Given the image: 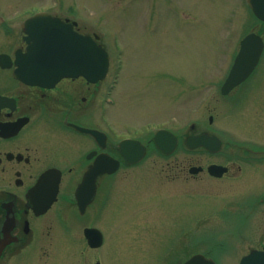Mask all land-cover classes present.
Segmentation results:
<instances>
[{
  "label": "flooded vegetation",
  "instance_id": "af4514ba",
  "mask_svg": "<svg viewBox=\"0 0 264 264\" xmlns=\"http://www.w3.org/2000/svg\"><path fill=\"white\" fill-rule=\"evenodd\" d=\"M212 1L192 3L195 26L199 15L200 22L208 19ZM228 2L235 6V0ZM244 4L245 0H237V6ZM175 5L180 6V0H175ZM48 6L47 11L65 22L72 21L73 11L80 10L63 1ZM4 16L0 10V55H8L10 60L6 62L11 65L3 67L0 61V264H87L86 250L91 248L85 228L96 227L102 232L105 223V228L112 229L120 213L127 223L130 221L128 229H156L160 210L165 206L164 198L197 194L196 188L183 193L178 189L181 181L188 183L197 177L188 172L189 166L196 162L192 159L196 160L195 157L184 163H171L169 169L174 172L168 186L161 184V177L159 183L153 179L164 171L162 167L157 169L153 165L154 168L147 169L143 162H123L115 110L108 116L106 109L117 104L116 78L114 82L106 78L96 82L82 77L64 78L52 86L27 84L17 79L13 75L14 60L18 50L24 51L23 34L20 23L6 29ZM255 19L260 27L264 26ZM81 23L78 17L74 27L79 32L84 31ZM212 69V73L187 80L182 78L180 69L158 68L153 72L157 77L151 79L154 83L150 86L160 95L164 91L174 94L176 103L181 102L182 94H189L184 101L193 103L195 113L190 116V131L184 136L207 133L228 139L230 131L240 130L242 135L252 136L256 133L255 126L260 124L256 121L264 119V55L254 71L227 93H222L221 87L229 69ZM167 75L168 79L162 78ZM242 115L244 120L238 118ZM178 119L174 118L170 130L180 139L181 115ZM78 126L93 130L85 131ZM135 128L132 135L123 138L138 139L146 147V156L154 154L155 147L147 131ZM233 141L237 142L231 146L240 151L238 169L241 170L255 149L248 141ZM161 155L159 152L154 156L162 158ZM118 160L120 165L115 171L97 175L94 186L86 183L78 201L76 191L86 173L109 167ZM211 162L217 161L213 158ZM137 168H142L140 173L125 174ZM129 178L141 183L127 185ZM149 180L152 184L147 183ZM101 245L92 249L97 250ZM95 256L91 260L94 264L100 261L98 253Z\"/></svg>",
  "mask_w": 264,
  "mask_h": 264
},
{
  "label": "rangeland",
  "instance_id": "374dc122",
  "mask_svg": "<svg viewBox=\"0 0 264 264\" xmlns=\"http://www.w3.org/2000/svg\"><path fill=\"white\" fill-rule=\"evenodd\" d=\"M58 1L70 2L80 8L86 23L95 28L85 25V30L98 33L102 44L111 53V66L116 54L120 56L117 104L106 108L108 116L115 110L119 134L130 129L129 125H140L150 119L165 121L170 116L179 120L181 115L182 124L187 125L190 116L195 113L192 110L193 103L184 101L189 94H182L181 102L178 100L176 103L174 94H165L166 91L164 95L156 93L150 86L154 83L151 79L157 77L153 72L158 68H177L182 78L192 80L193 76L212 73V68L226 67L235 50V41L253 22L247 7H238L237 0L234 9L229 8L228 0H213L208 19L203 18L200 22L199 15L197 26L194 24V13L191 16L189 10L192 3L199 4L200 0H180L181 5L178 7L175 0ZM49 3L51 0H0V10H4L8 19L14 18L17 12L19 17ZM222 34H228L235 43H223L221 49ZM238 118L244 120L243 115ZM256 122L260 124L255 126L256 133L252 136L242 135L240 130L230 131L231 137L264 145V119L261 117ZM176 155L179 156L177 161L173 160L174 156L158 158L151 154L143 161L144 167H162L164 171L161 174L151 176L158 183L161 177V184L168 186L171 172H174L169 169L171 163H182L192 157L196 158L192 159L197 164H205L210 160L209 156L202 153L179 150ZM227 160L222 156L214 158V161L226 162L231 166L233 174L229 176L213 180L206 172H202L188 183H179L178 189L182 193L196 188V195L168 197L164 194L167 197L164 198L165 206L163 204L161 208L160 205L158 228L128 229L130 221L127 223L120 213L114 228H105L104 223L103 245L97 250H87V264H92L95 253H98L101 264H176V259L190 244L197 252L213 258L217 264H238L239 257L251 247L264 246V202L257 201L259 194L264 192V163L258 167L251 166L248 168L251 173L247 174L237 170L240 163L238 159ZM137 169L125 174L140 173L142 168ZM125 183L135 186L141 182L129 178ZM147 183L152 184V181ZM252 199L249 209L245 211L248 212L249 221L243 222L246 218L238 217L240 206L249 205ZM156 202L160 204V201Z\"/></svg>",
  "mask_w": 264,
  "mask_h": 264
},
{
  "label": "water",
  "instance_id": "95a60500",
  "mask_svg": "<svg viewBox=\"0 0 264 264\" xmlns=\"http://www.w3.org/2000/svg\"><path fill=\"white\" fill-rule=\"evenodd\" d=\"M252 9L264 18V8H260L254 0H250ZM40 18L35 17L24 23V30L27 32L26 39L29 42L27 53L23 57L21 66L25 67L24 72L16 75L24 76L32 83L51 85L64 76L82 75L88 80L95 81L102 78L107 70L108 58L105 49L97 44L89 35H79L67 26L58 23L59 31L51 33L47 23H38ZM32 41V42H31ZM263 42L259 35L251 32L247 34L240 43V49L236 55L235 62L230 74L224 84L223 90H228L243 80L254 68L262 51ZM170 146L168 139L163 138L159 133L155 136L157 145L167 151L172 149L175 138L172 136ZM209 139L203 137H188L186 143L189 147L198 145L208 146ZM219 147V140L215 139ZM166 145V147H165ZM143 149V148H141ZM140 150V149H139ZM142 150L138 151L139 157ZM137 157V159L139 158ZM136 160V158L134 159ZM200 168H192L196 172ZM210 172L219 175L224 168L213 165ZM95 229H87L89 242L94 239ZM98 243L91 242V245H98L101 234L98 232ZM98 264V263H97ZM184 264H214L212 260L204 259L200 254L194 255ZM240 264H264V251H252L244 256Z\"/></svg>",
  "mask_w": 264,
  "mask_h": 264
}]
</instances>
